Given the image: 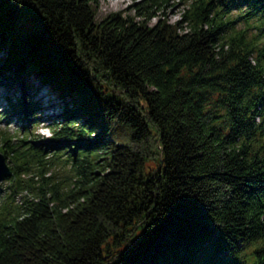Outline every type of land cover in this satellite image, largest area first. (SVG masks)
I'll return each instance as SVG.
<instances>
[{"label": "trees", "instance_id": "1", "mask_svg": "<svg viewBox=\"0 0 264 264\" xmlns=\"http://www.w3.org/2000/svg\"><path fill=\"white\" fill-rule=\"evenodd\" d=\"M100 1L0 0L2 117L31 78L63 102L47 151L0 130V264H264V0L154 25L158 0L98 22ZM62 162L76 187L45 177Z\"/></svg>", "mask_w": 264, "mask_h": 264}, {"label": "rangeland", "instance_id": "2", "mask_svg": "<svg viewBox=\"0 0 264 264\" xmlns=\"http://www.w3.org/2000/svg\"><path fill=\"white\" fill-rule=\"evenodd\" d=\"M161 5L158 8V17H154L151 20V23L154 25L158 20L166 19L171 23H176L183 20V14L185 10L189 7L190 3L193 0H158ZM140 3L146 4L145 0H101L99 8L97 11V21H102L109 14L119 11L127 12V14H135L136 6ZM250 34L254 33V30L249 31ZM3 42L0 40V46ZM4 50L0 51V68L4 65ZM5 73L0 71V75ZM5 75H8L5 74ZM33 76H36V74ZM35 78H31L29 83L20 88L19 91L10 93L12 97H22L27 103L28 115H9L8 119H2V113L5 111V97L4 93L11 92L13 85L11 81L3 80L0 77V130H9L11 133H15L14 142H19V137L22 138V134H18L20 131H23L26 127L32 134L28 140L34 141L38 147H43L47 149L46 144L51 143L53 138V130L55 129L54 118L57 114L63 112V108L59 107L61 100L57 98V93L49 89V91L41 89L36 91V82ZM26 86V87H25ZM54 89V88H53ZM55 90V89H54ZM59 100V102H58ZM74 101V102H73ZM80 101L76 96L75 99L70 100V106L74 105L73 103ZM33 103H36L35 107H32ZM31 110V111H30ZM83 119L79 118L78 124H82ZM100 126V125H99ZM12 135V134H11ZM56 141V140H54ZM63 143V142H62ZM1 146V144H0ZM64 149L69 147H74L70 142L65 143ZM67 156H64L66 159ZM45 177L50 179V181L61 184L64 187H76V177L74 172H72V165L70 163L62 162L51 167L50 170L44 171ZM34 174L29 177H33ZM35 181H39L37 173L34 176ZM10 186L9 181L4 179L0 182V198L6 195L7 189ZM27 195V192L17 195L16 202L22 203L24 201L23 196Z\"/></svg>", "mask_w": 264, "mask_h": 264}, {"label": "water", "instance_id": "3", "mask_svg": "<svg viewBox=\"0 0 264 264\" xmlns=\"http://www.w3.org/2000/svg\"><path fill=\"white\" fill-rule=\"evenodd\" d=\"M12 172L5 163V158L0 154V181L6 176L11 175Z\"/></svg>", "mask_w": 264, "mask_h": 264}]
</instances>
